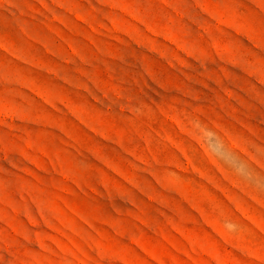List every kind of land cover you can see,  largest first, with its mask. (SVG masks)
I'll use <instances>...</instances> for the list:
<instances>
[{"label": "rangeland", "instance_id": "1", "mask_svg": "<svg viewBox=\"0 0 264 264\" xmlns=\"http://www.w3.org/2000/svg\"><path fill=\"white\" fill-rule=\"evenodd\" d=\"M0 264H264V0H0Z\"/></svg>", "mask_w": 264, "mask_h": 264}]
</instances>
